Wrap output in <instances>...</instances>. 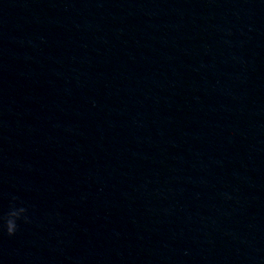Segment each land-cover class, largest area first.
<instances>
[{
  "label": "clouds",
  "instance_id": "obj_1",
  "mask_svg": "<svg viewBox=\"0 0 264 264\" xmlns=\"http://www.w3.org/2000/svg\"><path fill=\"white\" fill-rule=\"evenodd\" d=\"M16 199L12 197L7 209L0 208V232L6 233L9 237L14 236L18 231V221L30 222L28 208L23 204L17 205Z\"/></svg>",
  "mask_w": 264,
  "mask_h": 264
}]
</instances>
